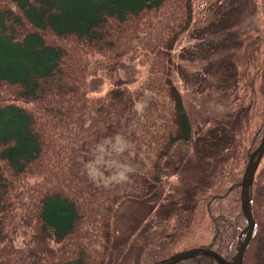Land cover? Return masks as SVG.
Returning <instances> with one entry per match:
<instances>
[{
	"label": "trees",
	"instance_id": "trees-1",
	"mask_svg": "<svg viewBox=\"0 0 264 264\" xmlns=\"http://www.w3.org/2000/svg\"><path fill=\"white\" fill-rule=\"evenodd\" d=\"M222 2L215 18L222 25L212 31L227 47L229 98L212 113L216 125L198 134L205 152L187 162L201 164L198 194L192 182L188 197H167L179 212L189 208L192 220L200 203L210 230L207 237L176 235L166 256L207 245L232 258L246 234L242 179L264 132V0ZM247 4L249 22L231 32L227 22ZM194 14V0H0V264L118 263L115 208L124 197L157 194L176 148L194 142L173 54ZM136 57L146 64L143 81L144 72L129 68ZM92 74L107 79L103 91L88 88ZM142 85L154 92L139 111ZM117 133L142 152L144 166L129 190L96 181L85 166ZM249 195L255 224L242 264H264V152ZM19 229L52 244L19 243ZM172 264L221 263L198 252Z\"/></svg>",
	"mask_w": 264,
	"mask_h": 264
},
{
	"label": "rangeland",
	"instance_id": "rangeland-1",
	"mask_svg": "<svg viewBox=\"0 0 264 264\" xmlns=\"http://www.w3.org/2000/svg\"><path fill=\"white\" fill-rule=\"evenodd\" d=\"M223 6L222 0H194L195 14L191 28L180 35L173 48L178 65L175 69V79L183 91L196 130L194 142L189 146L180 145L176 148V155L172 156L173 166L168 169V175L164 177L163 185L157 194L142 199L127 196L115 208L114 242H120L116 264H150L156 256L163 258L168 253L165 249L171 245L176 235L187 230L189 233H202L206 237L209 234L208 218L201 214L200 203L197 206L196 220H192L193 213L189 208L179 212V204L171 202L167 197L175 196L179 198L178 201L182 200V196L188 197L187 189L191 187L192 182L196 193L199 192L203 176L200 171L201 164L198 163V166L192 169L191 165L187 166V162H196L197 154L205 152L201 145L202 140L198 141V134L216 125L212 113H221L229 98V75L226 74L228 61L227 58L224 60L226 51L223 52L227 47L222 43V34L212 31L214 27L222 25L220 18L217 21L215 18L222 13ZM251 8V5L247 4L243 11L234 12L232 19L227 22L231 32L249 22L250 16L253 15ZM216 40L219 43L214 46V52L209 56L205 55L207 47H211ZM229 40L231 41L230 37L228 43ZM142 62L141 58L136 57L129 68L136 67L144 72L138 74V78L143 81L147 74L146 64ZM107 85L108 81L104 76H89L90 91H103ZM141 88L143 91L135 103L139 111L144 109L154 92L144 85ZM85 166L96 181L111 187L118 184L129 190L136 180L135 172L141 170L144 163L142 152L136 153V143L126 135L117 133L114 137L104 138L97 145L95 156L87 161ZM170 205L174 211L167 213ZM14 239L36 247L52 244L51 237L25 229L17 230Z\"/></svg>",
	"mask_w": 264,
	"mask_h": 264
},
{
	"label": "water",
	"instance_id": "water-1",
	"mask_svg": "<svg viewBox=\"0 0 264 264\" xmlns=\"http://www.w3.org/2000/svg\"><path fill=\"white\" fill-rule=\"evenodd\" d=\"M264 152V132L259 144L252 150L247 162L244 176L242 179V207L247 216L246 234L239 241L238 250L234 257L227 258L217 249L207 245H193L183 249L176 250L170 255L160 259L159 264H172L181 258L192 256L198 252L214 255L221 264H242L244 250L251 238L252 230L255 224V218L250 205L249 188L253 182L256 168Z\"/></svg>",
	"mask_w": 264,
	"mask_h": 264
}]
</instances>
